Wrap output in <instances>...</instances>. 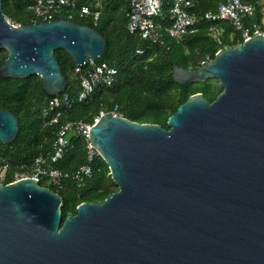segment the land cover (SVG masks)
<instances>
[{
  "label": "water",
  "instance_id": "95a60500",
  "mask_svg": "<svg viewBox=\"0 0 264 264\" xmlns=\"http://www.w3.org/2000/svg\"><path fill=\"white\" fill-rule=\"evenodd\" d=\"M105 43L66 18L13 24L0 1L2 78L37 75L57 95L68 81L54 51L82 66ZM172 77L216 79L222 92L211 102L191 94L168 128L99 115L89 140L117 186L102 202H81L62 221L60 195L35 178L0 183V264H264V34L197 68L175 65ZM18 127L0 108V142Z\"/></svg>",
  "mask_w": 264,
  "mask_h": 264
},
{
  "label": "trees",
  "instance_id": "16d2710c",
  "mask_svg": "<svg viewBox=\"0 0 264 264\" xmlns=\"http://www.w3.org/2000/svg\"><path fill=\"white\" fill-rule=\"evenodd\" d=\"M5 16L13 24H27L39 20L30 9L33 0H0ZM93 0H79L78 5ZM196 14L207 9H214L217 0H193ZM255 6L253 18L260 21L262 6L259 0H251ZM94 3V2H93ZM105 3L104 9L103 5ZM100 14L93 24L91 16H79L77 9H64L53 18H66L74 22L90 25L105 38L102 56L94 62H106L117 68V76L110 86L98 85L89 97L78 101L79 80H72L68 72L76 67L72 58L62 49L54 51L61 70L68 81L64 93L69 94L73 103L62 111L58 123L44 125L41 119L43 104L53 95L45 93L41 88V80L37 75L25 78L0 77V108L14 113L19 120L18 132L10 143L0 142V166L7 163V174L18 169L22 163L29 164L39 155L51 149V143L60 122L65 120H83L92 122L101 111H111L117 105L119 115L140 123H156L168 128L167 119L176 111L191 94L201 92L210 102L222 92L216 79L204 82L180 84L172 77L175 65L185 69L197 68L208 56L210 59L220 48L232 47L234 40L227 35L234 33V39L241 43L240 32L236 31L226 20H218L221 29L222 43L219 45L210 35V22L198 19L196 30L184 35L180 40L169 37L164 28L168 25V6L164 5V19H158L163 29L162 43H152L138 35L130 34L126 29L127 17L124 9L126 2L122 0H100L94 5ZM121 10L124 16L118 22L115 13ZM6 51L0 50V60L5 58ZM89 68V63L80 66L82 72ZM77 75H79L77 73ZM38 91V98H32ZM86 143L81 136H72L71 145L64 153L57 166L66 171H73L85 162ZM44 180L39 184L47 186L61 197L62 221L67 215L76 213V206L81 202H102L117 186L112 180L107 164L97 155L92 164V173L85 182L78 186L73 180L66 179L60 186H53ZM61 221V222H62Z\"/></svg>",
  "mask_w": 264,
  "mask_h": 264
},
{
  "label": "built area",
  "instance_id": "2783aa9c",
  "mask_svg": "<svg viewBox=\"0 0 264 264\" xmlns=\"http://www.w3.org/2000/svg\"><path fill=\"white\" fill-rule=\"evenodd\" d=\"M126 2L124 9L127 17L126 29L130 34L138 35L142 39L152 43H162L161 29L163 26L158 19L163 20L164 5L168 6V25L164 28L166 34L176 40L196 30L198 19H204L211 24L208 28L211 37L220 45L221 29L216 22L226 20L232 27L240 32L241 42L252 35L264 34V11L260 21L252 20L248 24L246 19L253 18L255 6L251 0H217L214 9L202 11L199 15L193 11L195 2L193 0H122ZM94 2V3H93ZM79 0H33L30 9L39 20L53 18L64 9H77L79 16H91L93 24L99 17L100 11L94 10V5L100 4V0H93L78 5ZM207 61L211 60L206 56ZM89 68L84 72L80 66L74 68L78 73L79 92L76 96L78 101L84 100L91 95L98 85L110 86L116 79L117 68L106 62H94L90 60ZM73 99L69 94L61 92L51 96L41 108V119L44 125L56 124L59 122L62 111L69 108ZM118 114L117 105L110 111ZM101 111L99 115L103 114ZM95 116L92 122L83 120H65L59 123L55 131L51 149L46 154L35 156L29 164L22 163L18 169L7 174L9 166L4 163L0 166V183L18 181L24 177L35 178L38 182L44 180L53 185L60 186L66 179L73 180L81 186L91 176L92 164L98 152L89 140V130L93 122L99 117ZM81 136L86 143L85 162L73 171H66L57 166L63 158L64 153L71 145L72 136Z\"/></svg>",
  "mask_w": 264,
  "mask_h": 264
},
{
  "label": "rangeland",
  "instance_id": "374dc122",
  "mask_svg": "<svg viewBox=\"0 0 264 264\" xmlns=\"http://www.w3.org/2000/svg\"><path fill=\"white\" fill-rule=\"evenodd\" d=\"M259 4L262 6V10H264V0H259ZM104 6H105V3L103 5V9H104ZM115 17H116V20L120 23L123 21V18L124 16L122 15L121 13V10L119 9L116 13H115ZM17 25V24H16ZM228 39L229 40H234L235 42V45L234 46H237L239 44V42H237V39H234V33L231 32L227 35ZM68 75L69 77L72 79V80H78V75L77 73L75 72V70H72V71H69L68 72ZM38 91H35L34 95L32 98H38ZM46 185H48V183H45Z\"/></svg>",
  "mask_w": 264,
  "mask_h": 264
}]
</instances>
